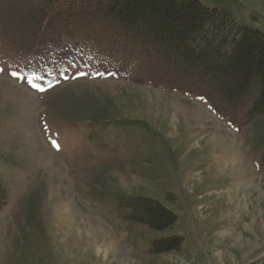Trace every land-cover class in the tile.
Segmentation results:
<instances>
[{"label":"rangeland","instance_id":"obj_1","mask_svg":"<svg viewBox=\"0 0 264 264\" xmlns=\"http://www.w3.org/2000/svg\"><path fill=\"white\" fill-rule=\"evenodd\" d=\"M200 1L264 30V0ZM6 18L27 44L31 16L11 8ZM8 35L0 34V264H264V114L239 129L198 97L128 79L97 57L26 59ZM161 67L164 79L205 80L226 97L228 76L195 59ZM139 197L177 221L164 230L135 222L129 204ZM171 237L183 240L178 251L150 250Z\"/></svg>","mask_w":264,"mask_h":264},{"label":"trees","instance_id":"obj_2","mask_svg":"<svg viewBox=\"0 0 264 264\" xmlns=\"http://www.w3.org/2000/svg\"><path fill=\"white\" fill-rule=\"evenodd\" d=\"M11 8L31 16L27 44L7 29ZM5 32L14 49L28 54L26 59L44 51L98 59L128 79L197 96L239 128L264 114V30L237 21L226 7H208L200 0H0V34ZM194 59L203 70L228 76L226 97L205 80L183 82L157 74L169 75L164 64ZM6 196L0 185V208ZM129 206L131 219L153 230L177 221L172 210L151 198L133 199ZM182 241L152 240L150 250L178 251Z\"/></svg>","mask_w":264,"mask_h":264},{"label":"snow or ice","instance_id":"obj_3","mask_svg":"<svg viewBox=\"0 0 264 264\" xmlns=\"http://www.w3.org/2000/svg\"><path fill=\"white\" fill-rule=\"evenodd\" d=\"M13 75H16V73H13ZM57 147H58V145H57Z\"/></svg>","mask_w":264,"mask_h":264},{"label":"bare ground","instance_id":"obj_4","mask_svg":"<svg viewBox=\"0 0 264 264\" xmlns=\"http://www.w3.org/2000/svg\"><path fill=\"white\" fill-rule=\"evenodd\" d=\"M67 209H69V207H67ZM69 211H71V210H69ZM125 264V263H124Z\"/></svg>","mask_w":264,"mask_h":264}]
</instances>
